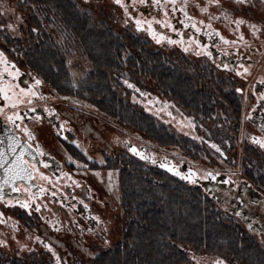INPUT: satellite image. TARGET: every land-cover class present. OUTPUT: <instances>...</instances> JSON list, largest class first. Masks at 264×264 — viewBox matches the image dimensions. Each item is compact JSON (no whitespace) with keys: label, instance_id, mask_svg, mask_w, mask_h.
<instances>
[{"label":"flooded vegetation","instance_id":"obj_1","mask_svg":"<svg viewBox=\"0 0 264 264\" xmlns=\"http://www.w3.org/2000/svg\"><path fill=\"white\" fill-rule=\"evenodd\" d=\"M55 1L0 0V264L95 263L146 170L264 248V0ZM217 246L179 263L245 264Z\"/></svg>","mask_w":264,"mask_h":264},{"label":"trees","instance_id":"obj_2","mask_svg":"<svg viewBox=\"0 0 264 264\" xmlns=\"http://www.w3.org/2000/svg\"><path fill=\"white\" fill-rule=\"evenodd\" d=\"M32 2L37 7V10L34 9L36 17L43 18L45 11L40 6L43 0ZM49 2L48 19L56 20L61 8L56 6L55 0ZM102 35V30L96 26L97 39H101ZM44 59L42 53L35 54L32 58L34 66L41 67ZM145 173L143 179L138 174H130L126 179L127 208L134 211V217L128 218L129 233L125 241L111 251L96 253L95 263L92 264H180V259L185 257V250L179 245L189 242L194 245H212L207 250H217V245H223L237 255L242 263L264 264V248L249 243L242 235L220 234L219 222L199 207L200 202L195 198V193L189 198L184 186L179 183L155 184L150 180L151 175L147 177V170ZM187 208L191 211V223L185 216L178 215L176 220L182 223L183 228L175 232L170 230L172 212Z\"/></svg>","mask_w":264,"mask_h":264},{"label":"snow or ice","instance_id":"obj_3","mask_svg":"<svg viewBox=\"0 0 264 264\" xmlns=\"http://www.w3.org/2000/svg\"><path fill=\"white\" fill-rule=\"evenodd\" d=\"M115 2H116V3H119L120 0H115ZM240 2H243V0H240ZM243 22H244V21H238V23H243ZM245 72H247V69H245ZM39 83H40V81H37V84H39ZM261 83H264V81H261ZM129 87H132V85H129ZM237 91H242V90L237 89ZM260 98H261V99H264V94H262ZM254 142L260 144L261 147H264V141H259V140H257V141H254ZM213 147H216V146L213 145ZM133 151H135V150H133ZM217 151H219L218 148H217ZM17 159H18V161L20 162V164H24V165H27V164H28L27 161H23L22 158H20V157H18ZM0 166H2V165H0ZM45 166H47V165H45ZM17 167H19V164L17 165ZM21 170H22V171H26V168H25V169H21ZM7 171H8V172H12L14 178H15V177H19V173H18V172H15L13 169L9 168V169H7ZM177 174H178V173H177ZM184 178L189 179V180H190L191 182H193V183L195 182L194 180H192L191 176H186V177H184ZM7 182H8V181L6 180L5 183H7ZM17 190H18V189H17ZM22 206H23V205H22Z\"/></svg>","mask_w":264,"mask_h":264}]
</instances>
